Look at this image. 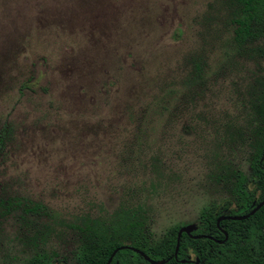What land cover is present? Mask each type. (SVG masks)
<instances>
[{
  "label": "rangeland",
  "instance_id": "1",
  "mask_svg": "<svg viewBox=\"0 0 264 264\" xmlns=\"http://www.w3.org/2000/svg\"><path fill=\"white\" fill-rule=\"evenodd\" d=\"M230 1L0 0V264H78L99 229L202 235L236 180L254 206L264 23L234 44Z\"/></svg>",
  "mask_w": 264,
  "mask_h": 264
},
{
  "label": "trees",
  "instance_id": "2",
  "mask_svg": "<svg viewBox=\"0 0 264 264\" xmlns=\"http://www.w3.org/2000/svg\"><path fill=\"white\" fill-rule=\"evenodd\" d=\"M230 2L231 11L228 24L233 29V43L243 45L246 42L254 41L257 38L256 27L264 23V0H231ZM193 69L197 71V66H194ZM262 104L264 105V97ZM248 108L250 109V101ZM243 111L248 117L249 112ZM245 115L240 112L244 125ZM261 137L263 138L262 142L253 155V176L256 180L255 184L261 188L258 199L255 198L254 206L264 198V135L261 134ZM249 179L246 181L241 179L240 182L236 180L231 191L233 202L221 207L212 206L201 211L198 223L203 229V234L198 236H204L210 240L203 238L192 241L182 234L179 238L175 260L173 253L177 228L168 229L160 239L152 242L142 235L138 238L134 232V226L128 225V232L134 234L130 238L129 246L144 254L149 260L154 262L166 261V264H179L180 258L178 256L186 241L196 248L200 261L203 254L207 258V262L202 264H264V205L246 220L223 221L218 224V227L215 225L216 219L221 217L223 212L236 210V216H244L252 210L254 206L251 207V203L255 192L252 195L246 191V183ZM136 211L131 210L130 212L135 214ZM84 231L87 232L88 229L85 227ZM103 231L106 230L99 229L97 234L91 235L95 239L99 238V240L97 239L93 244L83 245L78 264H106L111 253L123 245L112 234L104 232L102 235ZM221 232L226 234L225 241H223L224 237ZM235 238H240L242 242L234 241ZM229 248L228 256H225L224 252ZM116 262L117 264H147L141 257L128 250L115 253L110 264ZM195 263L196 261H190L184 264ZM29 264H49V260L45 255L40 254L32 257Z\"/></svg>",
  "mask_w": 264,
  "mask_h": 264
},
{
  "label": "water",
  "instance_id": "3",
  "mask_svg": "<svg viewBox=\"0 0 264 264\" xmlns=\"http://www.w3.org/2000/svg\"><path fill=\"white\" fill-rule=\"evenodd\" d=\"M263 205H264V198H263L258 204H256L248 214H246V215H244V216H221V217H219V218L216 219L215 225H216V227H218V224H219L220 222H223V221L238 222V221L246 220L248 217L252 216L257 210H259ZM195 229H196V228H195L194 225H188V226H185V227H183V228H179V229H178L177 234H176V242H175L174 253H173V258H174V260H175V258H176V254H177V250H178L179 238H180V236H181L182 234L185 235V236H187V237H189L191 240H200V239L206 238V237H204V236H191L190 234H191L192 232H194ZM221 233H222V235H223V237H224L223 241H225V240H226V234H225L224 232H221ZM206 239L210 240L209 238H206ZM223 241H222V242H223ZM222 242H221V243H222ZM221 243H220V244H221ZM122 250H128V251H130V252H132V253L138 255V256L141 257V258L144 260V262H146L147 264H166V261H162V262H154V261H152V260H149L144 254H142V253L139 252L138 250L133 249V248H130V247H119L118 249L114 250V251L111 253V255L109 256V258H108L106 264H110L111 259H112V257L115 255V253H117L118 251H122ZM178 263H179V264H184V263H186V262H182V261H180V262H178Z\"/></svg>",
  "mask_w": 264,
  "mask_h": 264
},
{
  "label": "flooded vegetation",
  "instance_id": "4",
  "mask_svg": "<svg viewBox=\"0 0 264 264\" xmlns=\"http://www.w3.org/2000/svg\"><path fill=\"white\" fill-rule=\"evenodd\" d=\"M187 263H189L190 262V260H188V261H186Z\"/></svg>",
  "mask_w": 264,
  "mask_h": 264
}]
</instances>
